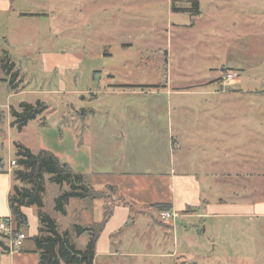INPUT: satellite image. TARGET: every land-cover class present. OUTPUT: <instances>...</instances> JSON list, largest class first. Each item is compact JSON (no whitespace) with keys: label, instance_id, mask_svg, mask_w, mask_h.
<instances>
[{"label":"rangeland","instance_id":"rangeland-1","mask_svg":"<svg viewBox=\"0 0 264 264\" xmlns=\"http://www.w3.org/2000/svg\"><path fill=\"white\" fill-rule=\"evenodd\" d=\"M188 7L189 13L177 12ZM217 9L219 18L205 23L195 18ZM4 51L14 65L6 74L0 62V170L16 159V143L32 153L51 151L87 180L91 172L117 169L121 158L123 169H152L159 158L154 129H168L166 107L154 102L165 100L161 92L169 87L215 83L217 92L229 99L249 98L237 93L250 86L255 90L252 98L258 100V128L264 130V0H0V61ZM184 98L200 97L177 96ZM36 101L47 106L40 116L21 130L10 125L11 107L18 110L21 102ZM127 116L138 117L141 122L127 124L141 129L131 134L128 130L130 137L123 138L120 122ZM167 156L161 157L164 167L169 165ZM262 180L253 192L255 188H242L243 194L264 200ZM44 186L43 211L83 249L87 234L77 236L74 225L98 221L103 215L100 202L87 211L80 208H92L91 200L70 199L61 215L54 209L60 187L48 174ZM145 215L135 214L136 223L130 219L126 233L113 243L115 251L125 248L127 254L99 258L96 264H138L141 258L134 255L158 253ZM32 221L22 228L27 238L37 234L38 218L36 226ZM218 223L207 235L219 248L215 246L211 260L203 263L264 264V220ZM221 227L225 230L220 232ZM223 240L229 244L222 247ZM149 259L151 264H176Z\"/></svg>","mask_w":264,"mask_h":264},{"label":"crops","instance_id":"crops-1","mask_svg":"<svg viewBox=\"0 0 264 264\" xmlns=\"http://www.w3.org/2000/svg\"><path fill=\"white\" fill-rule=\"evenodd\" d=\"M184 9L187 10L177 12L189 13V7ZM220 14L217 9L214 13L200 12L195 18L205 23L212 18H219ZM201 84L188 89L166 88L167 91L161 92L166 95L165 100L154 102V106L162 109L165 106L168 113L167 133L158 127L154 129L156 138L153 140L158 146L155 155L159 157L156 166L144 171H129L123 169L124 158H121L116 164L117 169L91 172L92 176L88 180L84 177L85 183L95 189L112 186L118 198L96 242L94 264L99 258L108 259L127 254L125 248H121V252L115 251L113 243L115 245V239L126 233L124 231L129 227L130 219L132 225L136 223L135 214L146 213V227L152 236L155 235L153 245L159 248L155 254L134 255L141 258L138 264H151L149 258L153 257L171 259L176 264H205L204 260H211L213 256L209 252L219 248L218 244L213 246L207 234L216 230V223L219 224L220 220H264V200H258L256 195L252 197V193L245 195L243 191L246 190H242L246 187L255 188L250 190L253 192L258 179L262 177L264 181V130L259 131L258 128V100L252 98L255 90L250 86L240 87L237 94L249 98L228 99L224 98L222 92H217L218 86L215 83ZM179 95L200 98L179 100ZM129 122L141 121L136 116L124 117L120 122L123 123V138H127L131 131L141 129L128 126ZM128 130L129 133L125 134ZM165 155H168V167L163 166L165 162L161 157ZM13 169L14 166L9 164L0 170L3 175L0 185V191L3 192L0 218L10 217L7 196L12 185ZM95 201L91 202L92 208L86 204L80 209L94 210ZM98 202L102 210L103 202ZM155 204H170L169 211L176 216L167 226L158 223ZM33 209L23 207L22 211L27 222L33 220L36 226L37 218ZM227 229L241 235L246 233L233 227ZM224 230L221 227L219 231ZM27 236L21 248L12 252L9 236L0 234V264H38V255L32 241L26 240ZM157 236L162 240H157ZM230 240L234 241V238L230 237ZM229 241L223 240L221 246L229 244ZM208 245L213 248L210 249Z\"/></svg>","mask_w":264,"mask_h":264},{"label":"trees","instance_id":"trees-1","mask_svg":"<svg viewBox=\"0 0 264 264\" xmlns=\"http://www.w3.org/2000/svg\"><path fill=\"white\" fill-rule=\"evenodd\" d=\"M9 59L8 53L4 51L0 62L6 74L14 65ZM16 75L17 71L11 74L12 80H15ZM46 108L47 106L41 101H36L34 104L21 102L18 110L13 107L9 110L12 117L10 125H16L18 130H21L30 120L40 116ZM15 148L16 166L12 170V185L7 196L13 231H21L27 225V217L22 208L34 207L38 218L37 234L28 239L32 241L34 251L38 255V264H94L96 242L112 214L114 202L118 199L116 190L112 186L95 189L87 185L82 173L74 171L67 163L61 162L49 150L41 149L37 153H32L20 143H16ZM45 174L49 175L52 183L60 187V193L54 198V209L58 214L66 213L65 207L70 199L105 201L103 215L98 221H92L89 225H74L77 236L87 234L83 249H77L71 241L69 232L61 231L57 220L43 211ZM154 206L157 212L170 210V204ZM0 219H8V217Z\"/></svg>","mask_w":264,"mask_h":264},{"label":"built area","instance_id":"built-area-1","mask_svg":"<svg viewBox=\"0 0 264 264\" xmlns=\"http://www.w3.org/2000/svg\"><path fill=\"white\" fill-rule=\"evenodd\" d=\"M230 75V74H229ZM231 76V75H230ZM230 78V77H228ZM10 165L16 166L14 160H10ZM175 214L169 210H160L157 212V217L165 223H169L175 218ZM0 234H5L9 236V248L10 251L14 252L19 250L26 238V234L23 231H13V226L10 219H0Z\"/></svg>","mask_w":264,"mask_h":264}]
</instances>
